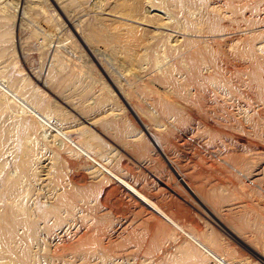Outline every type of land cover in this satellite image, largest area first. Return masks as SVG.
<instances>
[{
    "label": "rangeland",
    "instance_id": "1",
    "mask_svg": "<svg viewBox=\"0 0 264 264\" xmlns=\"http://www.w3.org/2000/svg\"><path fill=\"white\" fill-rule=\"evenodd\" d=\"M240 1L237 34L217 39L252 30L262 45L264 0ZM236 2L0 0V84L55 127L0 85V264H221L106 169L226 263L264 264V138L251 131L264 112L241 81L250 60L232 57L236 92L219 105L194 93L197 47H183L215 35L229 22L217 7Z\"/></svg>",
    "mask_w": 264,
    "mask_h": 264
},
{
    "label": "bare ground",
    "instance_id": "2",
    "mask_svg": "<svg viewBox=\"0 0 264 264\" xmlns=\"http://www.w3.org/2000/svg\"><path fill=\"white\" fill-rule=\"evenodd\" d=\"M194 1L200 3V0H188V2H194ZM233 2H234V0H233ZM234 4H236V5L233 6V8L230 10V12L226 11L225 8L223 7V6H225V3H223V5L217 7L218 8V9H216V16H218L217 18H219V20H220V18H222L224 20L225 19H227V20L229 19V22L228 23H224V24L217 23V24L212 25L211 28H210V30H209V33H212V34H215V35L218 34L219 36H220V34H222L221 36H229V35H231V33H235V35L237 34L233 30H235L239 26L240 20H244L245 19V11L243 9L245 8V6H246L247 3H245V4L243 3L242 4V2L240 0H237V2L234 3ZM252 8H249V9H252ZM220 13H221V15H220ZM228 13H230V14H228ZM222 15H223V17H221ZM204 22H205L204 20H199L196 23V26L197 27H200L202 24H204ZM181 26L183 27V25H181ZM245 31H247V30H244V32ZM249 32H250V34L248 36H246L244 34H243V36L242 35H240V36L238 35V37H236V39H235L236 42L234 43L233 41H230V44H226L227 43L226 42V43H224L222 45L218 41V39H217L219 37L218 35H216V36L215 35L208 36L207 39H206V41H203V45H201L200 47H199V44H195L198 41H196L195 43H187L186 42L185 44H183V45H185L183 47H185L187 49V51H189L191 49H195L193 47H197L196 50L193 52V54H194V56H195V58L197 60V62L195 61L196 64L195 63L193 64V66L195 65V67H193V68L195 69V73H196L195 76H194L196 78V90L194 91V93L196 91L198 92V94L201 93L203 91L202 89L205 87L204 89L207 92L210 91L212 93L211 94V100H212L211 102H213L215 104H219V105L223 102L224 105H225V103L227 102L225 100H227L229 97L232 98L234 96V92H236V91H233L231 89L232 83L230 81V76H229L230 73H231V69L229 68V63H231L230 61H231L232 57L233 58H237V57H242L243 56V57L248 58L250 61H249V64L243 70V73H244V76L243 77H245V78L243 79V77H242L241 78V81H243V82L245 81L247 83L246 85H248V87L252 91L256 92L255 90H257V95H258V98H259V102H258L259 103V107L264 112V45H263L264 43H262V45H260L261 43H258V46L257 45H254L253 44V42H254V39H253V36H254L253 35V31L252 30H249ZM171 46H172V44H171ZM179 46L177 47V54H179V52H180V50H178ZM172 51H173V49H172ZM239 65H241V64H239ZM204 71L207 72V76H205L203 74ZM207 78L210 80V83L209 84H207V82L205 81ZM231 79H232V77H231ZM202 81H203V83L205 81L204 86H202V84H201ZM193 83H195V82L193 81ZM235 83H237V82H235ZM1 87H2V89L6 93L9 94V96H11L14 99V101H16V102L19 103L20 108H22L23 110H27V111L31 112L33 115H35L37 118H39L44 123V125L46 124V126L49 125L51 128H55V127H52V124H50L48 122L49 121V117L47 116L48 114H43L35 106H33V104H31V103L29 104V103L25 102L24 100L22 101L20 98H18V96H17L18 95L17 94L18 93L17 90H13L11 88H9V90H8V89H6L2 85H1ZM237 91H238V89H237ZM195 96H196V94H195ZM238 97H236V98L238 99ZM194 98H197V100H198V96L197 97H194ZM233 100H234V98H233ZM229 101H232V100H229ZM223 106H222V109L224 108ZM230 106L231 105H229L228 108H230ZM243 108H244V106H243ZM223 111H225V110H223ZM213 112H214V110H213ZM254 114H255V111H254ZM227 118H228V116H227ZM56 129H57L56 132L58 134L62 135L64 138H66L68 140L70 139V138H68L67 133L64 132L60 127L56 128ZM48 130H49V128H48ZM251 131L253 132V134L255 135V137L260 138V139H263L264 138V124H262L261 122L255 121L254 122V126H252V130ZM2 148L3 147H2V144L0 142V151H2L1 150ZM77 148L79 150H81L82 152H84L90 159H92L96 163H98V165H100L99 162H98L99 160L97 161L94 157H92L89 154V152L87 153L86 151H84L85 149L83 150V148H81V145H77ZM261 155H263V154H261ZM247 159H248V157H247ZM253 159H255V158H253ZM248 164H250V163H248ZM102 167H103V165H102ZM263 167L264 166H262V168ZM106 170H107L108 174L111 177H113L118 183H120L121 185H123L130 192H132L136 197H138L141 200V202H143L145 205H147L149 208H151L154 212H156L160 216H162L166 221H168L171 224H173L174 226H176L184 234L188 235V237L193 242H195L196 244H198L201 248H203L209 255H211L213 258H215L218 262H220L221 264H230L228 261H227L228 263H226L223 260V258L221 257V255H219V253L217 251H215L212 247H210L209 245H207L205 242L201 241L200 238H198L197 236H195L193 234H190L187 231H185L173 218H171V216H169L165 211H163L161 208H159L154 202L150 201L146 196H144L142 193H140L137 189H135L134 187H132L128 182H126L124 179H122L121 177H119L116 173H114V172H112V171H110L108 169H106ZM256 170L258 171V169H256ZM178 175L180 176V178L182 179V181H184L186 183V181L184 180V178L182 177V175L179 174V173H178ZM20 222H21V224L23 223L22 221H20ZM20 222H19V224H20ZM25 224H22V226L26 230V228H28V227H27V225L24 226Z\"/></svg>",
    "mask_w": 264,
    "mask_h": 264
}]
</instances>
